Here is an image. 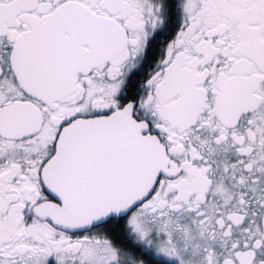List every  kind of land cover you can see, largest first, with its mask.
I'll list each match as a JSON object with an SVG mask.
<instances>
[{"label": "snow or ice", "instance_id": "6c2138e0", "mask_svg": "<svg viewBox=\"0 0 264 264\" xmlns=\"http://www.w3.org/2000/svg\"><path fill=\"white\" fill-rule=\"evenodd\" d=\"M0 264H264V0H0Z\"/></svg>", "mask_w": 264, "mask_h": 264}]
</instances>
